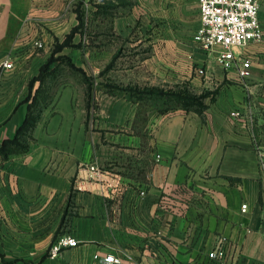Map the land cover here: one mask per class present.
<instances>
[{
	"label": "crops",
	"instance_id": "0c3cea01",
	"mask_svg": "<svg viewBox=\"0 0 264 264\" xmlns=\"http://www.w3.org/2000/svg\"><path fill=\"white\" fill-rule=\"evenodd\" d=\"M151 3L170 36L189 44L171 68L187 73L189 60H204L207 84H221L201 113L148 108L144 116L123 99L94 117L74 82L43 97L45 85L29 82L60 36L63 3L0 0V61H13L0 69V145L15 135L35 95L38 116L27 149L0 154V264H103L95 253L122 257L116 264H213L207 254L221 237L234 264H264V168L251 137L252 125L264 132V1L262 34L241 49L250 63L243 80L237 64L225 70L196 47L197 0ZM65 48L60 53L68 55ZM91 162L121 176L114 196L95 182L74 188L77 173L87 174L80 163ZM63 234L78 244L51 255Z\"/></svg>",
	"mask_w": 264,
	"mask_h": 264
},
{
	"label": "rangeland",
	"instance_id": "374dc122",
	"mask_svg": "<svg viewBox=\"0 0 264 264\" xmlns=\"http://www.w3.org/2000/svg\"><path fill=\"white\" fill-rule=\"evenodd\" d=\"M60 1L63 3L58 13L60 36L54 43L63 40L72 27L73 17L75 24L78 22V11H83L87 18L84 32H77L74 44L65 48L83 72L69 66L66 58L54 61L60 68L47 78L49 93L74 82L85 96L90 93L87 108L94 117L101 111L112 110V106L123 99L137 102L136 107L145 116L148 108L156 113L173 111L186 98L207 94L204 101L208 103L217 95L221 84H207L209 77L196 72L198 61L189 60L187 73L171 68V63L179 60L178 51L185 50L189 44L170 36L171 25L156 16L158 9L149 6L153 0ZM227 80L225 76L223 81ZM261 123L259 126L264 128ZM251 137L256 144L264 142V132L255 130V125L251 126Z\"/></svg>",
	"mask_w": 264,
	"mask_h": 264
},
{
	"label": "built area",
	"instance_id": "2783aa9c",
	"mask_svg": "<svg viewBox=\"0 0 264 264\" xmlns=\"http://www.w3.org/2000/svg\"><path fill=\"white\" fill-rule=\"evenodd\" d=\"M264 0H197L200 23L194 33L193 41L196 47L208 55L207 62L213 57L223 69L237 64L238 77L242 80L249 76L250 63L242 56V51L251 41L258 39L261 34L259 17L260 5ZM36 46H42V41H35ZM13 67V61L6 58L0 61V69ZM196 72L208 76V65L203 60L196 65ZM240 111L232 110L231 115L239 117ZM259 165L264 168V148L256 144ZM79 169H85L87 174L77 173L74 188L83 190L86 182H95L106 197L114 196L122 186V178L112 170L104 169L97 163H80ZM140 196L145 194L140 191ZM246 204H242L245 209ZM226 238L221 237L217 245L208 252L213 264H234L227 256ZM75 237L69 234L59 236L50 246L49 253L58 255L64 247L76 246ZM94 258L103 264H116L122 257L114 253L94 254ZM187 264H208L189 262Z\"/></svg>",
	"mask_w": 264,
	"mask_h": 264
},
{
	"label": "trees",
	"instance_id": "16d2710c",
	"mask_svg": "<svg viewBox=\"0 0 264 264\" xmlns=\"http://www.w3.org/2000/svg\"><path fill=\"white\" fill-rule=\"evenodd\" d=\"M77 12V11H76ZM96 14V12H95ZM76 18L78 22L73 25L70 29V31L65 35L63 40L56 41L54 43L52 52L48 60L42 65L40 72L37 76H35L30 82L29 86L31 87L35 80H39L41 84L45 85V88H43L41 95L44 97L47 96V90L50 88V81L47 80L48 76H54V73L56 74L57 71H59V63H56L55 66L52 69H49L50 64L54 61H58V59L66 58L68 59V65L72 68H77L78 70L83 72V69L81 67H77L75 63L71 60L70 56L60 53L63 48L67 46L73 45V37L77 32H84V23L86 21L84 17V12H77ZM52 79V78H51ZM40 92V90H39ZM206 95H200L198 97H191L184 99L183 104H180L178 107H181L186 110H194L198 113H201L205 108H207L208 104L206 101H204V97ZM87 100L90 98V93L87 92L86 94ZM28 113L26 115L25 120L23 123L18 127L15 135L10 138H5L1 145H0V154L3 156H8L10 153L14 152H22L27 149L29 140L31 139V132L32 128L37 120L36 115V108H37V101H36V95L33 98V101L29 103L28 105ZM48 253L46 252L44 256H46Z\"/></svg>",
	"mask_w": 264,
	"mask_h": 264
}]
</instances>
